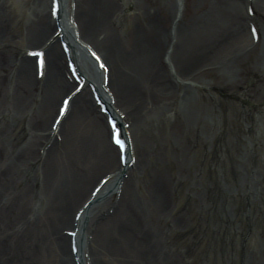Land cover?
I'll return each instance as SVG.
<instances>
[{"label": "bare ground", "instance_id": "1", "mask_svg": "<svg viewBox=\"0 0 264 264\" xmlns=\"http://www.w3.org/2000/svg\"><path fill=\"white\" fill-rule=\"evenodd\" d=\"M49 1L47 13L43 10L47 1L37 0L44 4L41 13L23 35L34 47H27V54L11 56L5 64L0 62V264H183L181 257L168 256L167 232L179 229L183 222L172 214L168 182L148 179L137 192L124 173L138 169L145 174L157 154L148 136L139 135L142 153L134 159L136 136L129 132L145 130V122L171 110L169 103L161 104V94L172 98L184 91L178 114L193 129L201 124L210 143L205 106L192 108L189 99L194 87L189 78L191 56L196 54L198 59L204 41L196 32L199 25L189 26L188 31L179 25L171 31L167 4L163 16L154 21V11L137 0H77L75 11L67 8L68 0H57L55 14L53 0ZM248 1L264 9V0L222 1L232 11L230 21L237 32L228 42L218 41L219 48L213 50L212 57L222 68L233 70L252 53L256 68L264 64V52L256 53L264 30L255 27L256 40L251 25L246 26L250 16L243 6ZM7 4L0 0L1 43L9 33L3 12ZM129 5L143 10L149 22L135 14L122 17ZM248 40L242 49L231 52ZM89 49L100 58H93ZM32 51H43L42 67ZM176 64L183 74H174L177 83L173 84L166 68ZM200 68L195 71L201 75ZM86 87L92 98L93 92L101 96L120 124L131 119L130 126L125 125L131 138L125 163L111 142L114 132L108 115L84 93ZM69 94L70 109L55 131L59 106ZM20 125L22 130L17 131ZM113 167L104 176L109 177L105 185L100 182L103 176L96 180L98 168ZM88 190L89 198L93 194L94 198L82 210ZM114 194H120L118 200L100 209Z\"/></svg>", "mask_w": 264, "mask_h": 264}, {"label": "rangeland", "instance_id": "2", "mask_svg": "<svg viewBox=\"0 0 264 264\" xmlns=\"http://www.w3.org/2000/svg\"><path fill=\"white\" fill-rule=\"evenodd\" d=\"M46 1L44 5L37 0H7L8 9L3 12L9 33L5 41L0 42V62L5 64L11 56L27 54L25 49L34 47L25 41L23 35H27V27L41 13V5H44V11L50 12L51 3ZM76 1L68 0L67 8L73 11ZM222 1L137 0V4L141 2L149 8L148 11H154V16H150L154 21L163 16V7L167 4V9L171 8L167 28H172L171 31L179 25H184L187 31L189 26L199 25L200 30L197 28L196 32H200L204 41H200L198 59L194 58L196 54L191 56L189 78L194 87L189 90L192 95L189 99L192 108L205 106L210 143L204 139L201 124H196L193 129L178 114L184 91L172 98L161 94V104L169 103L171 110L158 120L145 122V130L129 132L136 136L134 159L142 153L139 135L148 136L154 146L152 150L157 154L145 174L138 169H130L124 174L127 179L132 178L137 192L138 186L143 188L148 179L168 182L166 195L170 199L172 214L183 221L182 227L179 225V229L167 232L170 237L169 258L181 257L183 264H264V64L256 68L255 54L252 53L241 59L233 70H228L212 57L213 50L219 48L218 41L228 42L237 36L230 21L232 11ZM243 10L250 16L246 18V26L252 21L259 32H263L264 9L260 3L248 1ZM129 14L149 22L143 10L137 11L132 5L125 7L121 16ZM262 39L257 56L264 52V37ZM249 40L231 52L242 49ZM177 66L166 68L173 84L177 83L174 74H183ZM200 66L201 75L195 71ZM90 91L86 87L84 93L88 92L92 103L97 105ZM111 91L115 93L113 89ZM122 107L119 104L118 108ZM125 113L122 114L125 116ZM130 120L125 119L127 128ZM20 130L21 125L17 128ZM107 136L110 139L109 133ZM57 137L61 138V135ZM113 170L115 167L98 168L94 171L99 172L96 180ZM87 192L82 200L89 198V190ZM119 195L114 194L100 209L110 207ZM67 227L70 228L68 225L63 228Z\"/></svg>", "mask_w": 264, "mask_h": 264}, {"label": "snow or ice", "instance_id": "3", "mask_svg": "<svg viewBox=\"0 0 264 264\" xmlns=\"http://www.w3.org/2000/svg\"><path fill=\"white\" fill-rule=\"evenodd\" d=\"M56 9H57V0H53V9H52V11H53V14H55L56 13ZM253 31H255V29H253ZM33 55H38V56H40L41 57V59H40V65H41V67L43 66V59H42V53H39V52H35V53H33ZM94 55H95V53H94ZM103 66V65H102ZM42 74V73H41ZM65 103V106H67V101H65L64 102ZM64 108H61V113H63L64 112ZM113 123V132H114V136H113V138H114V140H115V143L116 144H118V145H120V147H121V149H123V147H124V142H123V140H121L120 139V136H119V132H118V129L116 128V125H115V122H112Z\"/></svg>", "mask_w": 264, "mask_h": 264}]
</instances>
